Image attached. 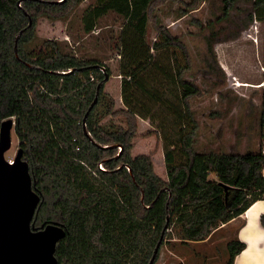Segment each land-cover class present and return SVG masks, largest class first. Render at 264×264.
<instances>
[{"label":"trees","instance_id":"trees-1","mask_svg":"<svg viewBox=\"0 0 264 264\" xmlns=\"http://www.w3.org/2000/svg\"><path fill=\"white\" fill-rule=\"evenodd\" d=\"M87 1L0 0V122L14 118L18 149L41 194L34 226H65L54 253L58 264H148L165 225L181 243L202 242L259 200L262 159L257 151L194 152L189 100L204 93L184 78L191 60L177 37L159 26L148 44V11L157 0H94L92 7ZM248 1V23L263 22L264 0ZM220 2L226 19L238 0ZM84 4L86 33L108 13L122 20L119 80L57 44L65 37L63 19ZM219 31L209 42L225 30ZM40 35L49 39L27 52ZM108 85L114 98L105 116L122 121L105 128L93 107L86 136L83 118L97 86L101 98ZM260 108L263 124V103ZM113 145L121 152L102 148ZM243 249L239 240L228 241L225 264Z\"/></svg>","mask_w":264,"mask_h":264},{"label":"rangeland","instance_id":"rangeland-1","mask_svg":"<svg viewBox=\"0 0 264 264\" xmlns=\"http://www.w3.org/2000/svg\"><path fill=\"white\" fill-rule=\"evenodd\" d=\"M85 4L92 7L95 1L88 0ZM85 4L73 7L63 19L65 37L58 39L57 44L62 53L82 61L101 63L110 69L114 81L119 80L117 41L122 20L114 13H108L97 22L92 32L86 33L82 22ZM249 10L248 0H238L236 9L226 19H220V0H157L148 11V44L154 40L159 26L177 37L191 60V70L184 78L195 83L204 93L189 100L197 123L192 143L196 153L242 155L257 150L261 108L260 94L254 86L261 79L262 52L252 38L260 37L261 32H255V24L260 22L248 23ZM220 29L225 31L209 42V36ZM48 39L36 36L25 50L36 51ZM103 93L106 95L98 96L94 108L97 118H103L101 124L110 128L107 125H117L122 119L105 116L109 100L114 98L111 85ZM114 101L116 105L121 103L119 99ZM17 149L18 140L11 131V148L4 153L5 159L13 158ZM209 178L215 180L213 174ZM235 227L221 225L206 240L184 244L172 226L164 235L154 264H225L226 244Z\"/></svg>","mask_w":264,"mask_h":264},{"label":"water","instance_id":"water-1","mask_svg":"<svg viewBox=\"0 0 264 264\" xmlns=\"http://www.w3.org/2000/svg\"><path fill=\"white\" fill-rule=\"evenodd\" d=\"M100 70L104 72L103 68ZM98 94L99 86L83 118L86 136L85 120L97 103ZM12 129L10 119L0 125V264H58L54 253L57 243L66 236L65 226L56 221L34 226L42 198L34 189L28 164L22 160V150L17 149L12 164L4 157V153L11 148ZM102 148H118V153L122 150L119 145ZM224 188L228 189L227 186ZM166 229L167 225L161 232L148 264H154Z\"/></svg>","mask_w":264,"mask_h":264},{"label":"crops","instance_id":"crops-1","mask_svg":"<svg viewBox=\"0 0 264 264\" xmlns=\"http://www.w3.org/2000/svg\"><path fill=\"white\" fill-rule=\"evenodd\" d=\"M255 25L257 28L260 26L258 30L263 34L264 20ZM263 216L264 200H257L243 214L224 225H235L230 240L236 239L244 244V249L235 256L233 264H264V225L261 222Z\"/></svg>","mask_w":264,"mask_h":264},{"label":"built area","instance_id":"built-area-1","mask_svg":"<svg viewBox=\"0 0 264 264\" xmlns=\"http://www.w3.org/2000/svg\"><path fill=\"white\" fill-rule=\"evenodd\" d=\"M257 31H258V28L256 27L255 32H257ZM252 42L254 43L255 46L260 45L261 52H262V54H261V66H260L261 79H260L259 83L254 86V88L259 91L260 104L263 103V110H264V99H263L264 98V32H263V34L260 35V37L252 38ZM10 120L13 123V129H12V131H13L15 129V120L13 117L10 118ZM2 122H0V125ZM259 125H260L261 130H260L259 142H258V146H257L256 151L259 153V155L262 159V164L260 167L259 176H260L261 180L264 181V122L262 124L261 115L259 116ZM14 156H15V154H14ZM14 156H13V158L6 159V161L9 162L10 164H12ZM99 168L102 169V166L99 165ZM257 194H258L259 200H264V188L258 189Z\"/></svg>","mask_w":264,"mask_h":264}]
</instances>
